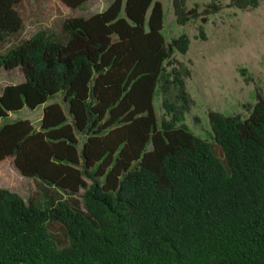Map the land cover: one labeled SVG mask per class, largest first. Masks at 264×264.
I'll return each instance as SVG.
<instances>
[{
  "label": "trees",
  "instance_id": "16d2710c",
  "mask_svg": "<svg viewBox=\"0 0 264 264\" xmlns=\"http://www.w3.org/2000/svg\"><path fill=\"white\" fill-rule=\"evenodd\" d=\"M23 1L0 0V48ZM188 1L173 0L179 25L262 2ZM163 26L161 2L113 0L0 50L1 74L20 78L0 93V162L38 189L26 201L0 186V264H264V95L195 134L178 58L190 38Z\"/></svg>",
  "mask_w": 264,
  "mask_h": 264
},
{
  "label": "rangeland",
  "instance_id": "374dc122",
  "mask_svg": "<svg viewBox=\"0 0 264 264\" xmlns=\"http://www.w3.org/2000/svg\"><path fill=\"white\" fill-rule=\"evenodd\" d=\"M113 0H88L79 8L72 9L60 0H25L17 9L21 14L23 30L0 50L14 46L30 38L40 30L57 33L64 19L89 17L103 11ZM161 2L164 10L162 34L167 41L183 33L190 38L186 54L178 58L189 65L192 75L187 87L193 103L186 116V123L195 134L205 138L211 132L209 112L225 115H247L249 105L256 101L257 93L264 95V0L252 10L224 8L209 16L206 23L199 19L179 25L173 10V0ZM209 0H193L187 7L198 6L201 11ZM203 27L205 38L199 33ZM20 81L18 76L7 77L0 72V93L6 84ZM154 107L161 115V98L157 94ZM41 109L31 115L36 121ZM25 117L30 118V115ZM0 183L28 201L38 192L35 180L27 179L15 169L13 159L0 162Z\"/></svg>",
  "mask_w": 264,
  "mask_h": 264
},
{
  "label": "crops",
  "instance_id": "0c3cea01",
  "mask_svg": "<svg viewBox=\"0 0 264 264\" xmlns=\"http://www.w3.org/2000/svg\"><path fill=\"white\" fill-rule=\"evenodd\" d=\"M0 186H2L1 183H0ZM2 187H3V186H2Z\"/></svg>",
  "mask_w": 264,
  "mask_h": 264
}]
</instances>
